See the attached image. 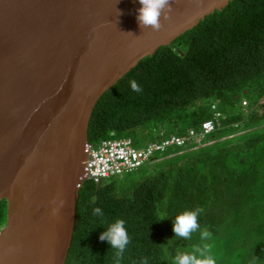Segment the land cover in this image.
Instances as JSON below:
<instances>
[{
    "label": "trees",
    "instance_id": "1",
    "mask_svg": "<svg viewBox=\"0 0 264 264\" xmlns=\"http://www.w3.org/2000/svg\"><path fill=\"white\" fill-rule=\"evenodd\" d=\"M207 122L215 130L204 147L189 141L135 172L83 182L66 264H172L178 250L205 244L215 264H264V0H234L141 61L97 103L89 144L126 139L144 149L200 134ZM196 209L190 239L172 238L171 220L157 222ZM7 215L1 201L0 232ZM117 219L129 237L119 256L99 239Z\"/></svg>",
    "mask_w": 264,
    "mask_h": 264
},
{
    "label": "water",
    "instance_id": "2",
    "mask_svg": "<svg viewBox=\"0 0 264 264\" xmlns=\"http://www.w3.org/2000/svg\"><path fill=\"white\" fill-rule=\"evenodd\" d=\"M234 0H0V264H66L99 100L144 59Z\"/></svg>",
    "mask_w": 264,
    "mask_h": 264
},
{
    "label": "clouds",
    "instance_id": "3",
    "mask_svg": "<svg viewBox=\"0 0 264 264\" xmlns=\"http://www.w3.org/2000/svg\"><path fill=\"white\" fill-rule=\"evenodd\" d=\"M170 3L171 0H139V4L141 5L137 10V22L139 26L142 29H159L161 19L167 18L168 13L171 11ZM131 88L136 92L141 91L135 81L131 82ZM161 160L162 159L157 157L153 163ZM200 211V209L185 210L174 218H170L166 213H160V219L157 222L171 220L172 231L174 233L172 238L180 237L190 239L192 234L199 229L198 215ZM94 215L103 216V213L100 208H96L94 209ZM100 227H103L104 231L101 232L99 239L106 242L110 246V249H116L118 256L121 255L129 243L125 222L117 219L108 224L107 227H104L103 225ZM210 238L211 234L208 231H201L202 240ZM172 264H215V257L212 255L211 246L205 244L202 248H196L192 253L178 250L172 258Z\"/></svg>",
    "mask_w": 264,
    "mask_h": 264
},
{
    "label": "built area",
    "instance_id": "4",
    "mask_svg": "<svg viewBox=\"0 0 264 264\" xmlns=\"http://www.w3.org/2000/svg\"><path fill=\"white\" fill-rule=\"evenodd\" d=\"M215 130L213 122L203 126L200 134L191 131L189 136H174L160 143L151 144L144 149H135L130 140H106L94 149L88 147V160L86 163V180L93 179L96 183L132 173L145 164L153 163L159 154L166 153L170 148L185 147L189 141L199 140L201 144L206 135ZM1 233V232H0Z\"/></svg>",
    "mask_w": 264,
    "mask_h": 264
},
{
    "label": "rangeland",
    "instance_id": "5",
    "mask_svg": "<svg viewBox=\"0 0 264 264\" xmlns=\"http://www.w3.org/2000/svg\"><path fill=\"white\" fill-rule=\"evenodd\" d=\"M196 142H197V143H196L197 147H195V148H199V147H204V146H206V144H203V142H202L201 144H198L199 140H197ZM207 145H208V144H207ZM146 168H147V167H146ZM146 168H145V169H146ZM148 168H149V169H152L153 167H150V166H149Z\"/></svg>",
    "mask_w": 264,
    "mask_h": 264
}]
</instances>
